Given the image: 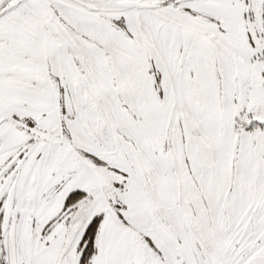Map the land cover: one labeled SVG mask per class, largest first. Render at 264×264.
I'll return each instance as SVG.
<instances>
[{
	"label": "snow or ice",
	"instance_id": "1",
	"mask_svg": "<svg viewBox=\"0 0 264 264\" xmlns=\"http://www.w3.org/2000/svg\"><path fill=\"white\" fill-rule=\"evenodd\" d=\"M0 264H264V0H0Z\"/></svg>",
	"mask_w": 264,
	"mask_h": 264
}]
</instances>
